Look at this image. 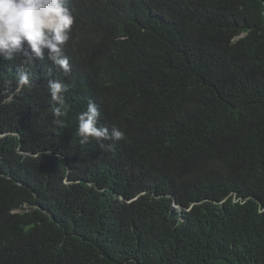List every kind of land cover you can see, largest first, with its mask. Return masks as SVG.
Listing matches in <instances>:
<instances>
[{
  "label": "trees",
  "instance_id": "16d2710c",
  "mask_svg": "<svg viewBox=\"0 0 264 264\" xmlns=\"http://www.w3.org/2000/svg\"><path fill=\"white\" fill-rule=\"evenodd\" d=\"M66 6L70 73L0 58V264H264V0Z\"/></svg>",
  "mask_w": 264,
  "mask_h": 264
},
{
  "label": "clouds",
  "instance_id": "9594fccd",
  "mask_svg": "<svg viewBox=\"0 0 264 264\" xmlns=\"http://www.w3.org/2000/svg\"><path fill=\"white\" fill-rule=\"evenodd\" d=\"M68 0H0V58L13 61L22 56V64L33 66L36 60L47 59L65 75L71 68L68 57L64 54V46L70 39V32L75 17L69 11ZM17 91L25 87L31 88L29 75L20 69L17 79ZM48 91L51 99L58 105L53 109L55 123L63 125L60 118L67 115V106L63 93L68 86L60 80H48ZM100 110L93 102H89L85 111L78 116L76 135L80 143L90 139L123 140L125 132L112 127H97ZM111 147V145H109Z\"/></svg>",
  "mask_w": 264,
  "mask_h": 264
}]
</instances>
